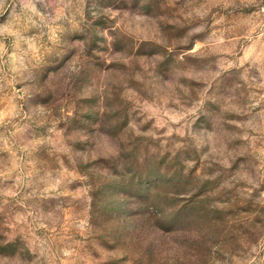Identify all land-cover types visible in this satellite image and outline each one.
Masks as SVG:
<instances>
[{"label":"rangeland","instance_id":"obj_1","mask_svg":"<svg viewBox=\"0 0 264 264\" xmlns=\"http://www.w3.org/2000/svg\"><path fill=\"white\" fill-rule=\"evenodd\" d=\"M0 264H264V0H0Z\"/></svg>","mask_w":264,"mask_h":264}]
</instances>
